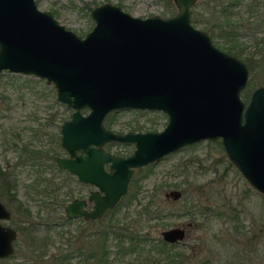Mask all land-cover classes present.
I'll return each mask as SVG.
<instances>
[{
	"label": "water",
	"instance_id": "water-1",
	"mask_svg": "<svg viewBox=\"0 0 264 264\" xmlns=\"http://www.w3.org/2000/svg\"><path fill=\"white\" fill-rule=\"evenodd\" d=\"M173 1L174 14L146 17L102 2L91 9L92 28L80 35L36 0H0V71L53 84L57 99L72 108L60 138L70 157L57 162L102 192L90 194V211L83 209V200L69 201L68 216L101 215L126 192L134 167L205 139L220 140L227 158L264 194V85L245 102L246 63L193 25L198 0ZM127 108L164 111L167 124L159 131L125 133L105 127L109 112ZM108 140L134 143L135 149L115 156L102 148ZM10 215L0 202V219ZM161 234L174 242L186 230L173 226ZM15 239L16 230L0 222V257L13 253Z\"/></svg>",
	"mask_w": 264,
	"mask_h": 264
},
{
	"label": "rangeland",
	"instance_id": "rangeland-1",
	"mask_svg": "<svg viewBox=\"0 0 264 264\" xmlns=\"http://www.w3.org/2000/svg\"><path fill=\"white\" fill-rule=\"evenodd\" d=\"M102 2L116 3L141 17L153 14L167 16L177 11L173 0H36L40 9L49 10L58 22L80 35L92 28L94 20L90 15L91 9ZM218 2L220 0H198L192 7V13L199 19L193 25L207 30L212 42L225 51L228 41H238V47L243 51L239 57L255 60L252 61L255 69L250 71L251 85L264 84V3L261 10L251 15L244 2L236 3L233 7L235 15L231 17L228 11H220ZM226 18L232 21V33L224 38L217 32H227L231 28ZM242 97L246 100L243 94ZM71 111L72 108L57 99L53 84L47 83L44 78L0 71V158L4 162L17 160L18 149L6 148L7 140L14 136L13 131L16 135L21 133L26 140H32V134L42 132L40 143L46 142L50 136L56 137V147L60 146V125ZM105 122L115 131L160 130L167 122V115L160 111L122 109L108 114ZM107 146L123 153L133 149L125 144ZM10 170L17 172L19 177L15 191L35 214L40 206L28 187L32 177L28 175L29 169L16 166V169ZM140 175L145 177H141L130 189V193L137 192V198L132 200L130 208L135 210L149 202L151 208H157L161 215L145 220L143 231L160 237L164 228L195 220V224H187L185 237L173 249L189 257L187 264H264V194L253 188L227 158L220 140L207 139L184 146L143 168ZM172 190L179 191L180 195H169ZM4 198L10 209H14L12 200L5 194ZM191 204H197V208L211 207V210L204 211L206 214L194 210L193 215L189 208ZM218 208L220 214L216 212ZM44 212L42 209L41 213ZM235 212L237 216H234ZM9 223L14 224L12 221ZM76 227L75 224L57 226L47 233V226L42 225V229L51 237L44 259L49 258L51 253L56 255L60 247L76 248L81 245L83 241L78 237ZM59 234L69 237L71 246ZM27 238V235L20 236L13 254L0 259V264H36L37 253L32 252ZM84 242L83 250L87 252L90 245L88 241ZM111 250H114V245H111ZM122 263V259L113 262ZM70 264L87 263L82 261V256L75 254Z\"/></svg>",
	"mask_w": 264,
	"mask_h": 264
},
{
	"label": "flooded vegetation",
	"instance_id": "flooded-vegetation-1",
	"mask_svg": "<svg viewBox=\"0 0 264 264\" xmlns=\"http://www.w3.org/2000/svg\"><path fill=\"white\" fill-rule=\"evenodd\" d=\"M239 2H244V5H246L247 10L252 12V13H249L250 15L255 14L256 10H261L263 7V3H264V1L262 0H235V1H232V6L234 7L236 3H239ZM233 7L228 9V10H231L230 12L231 17L235 15V11H233L234 10ZM256 18L257 17L255 16V19ZM237 20H240V19L238 18ZM227 22L229 23V25L232 24V21L227 20ZM230 43L234 44L233 46L236 47V50L233 48L234 51L229 52L226 49L227 50L226 52L232 55L237 54L235 56L242 59L246 63L249 69L248 82L246 86L241 90V96L243 94L246 97V100H244L243 97L242 98L245 102H247L250 98V94L253 91V89L260 85H264V84H258L255 86L251 85L250 71L253 68L255 69L256 65L254 66V63L252 62L255 60H252V59L248 60L246 58L243 59L239 57L240 55L243 54V51H241L242 49H239L238 47L239 42L236 41L235 43L234 41H230ZM127 109H143V110H151V111H160V112L165 113L164 111L157 110V109H147V108H127ZM82 111L86 113L87 109H83ZM117 111L119 110L109 112L108 114L115 113ZM108 114L106 115V117L108 116ZM105 119L103 122L105 127H107L108 129L114 132L125 133L122 131H115L111 129L110 127L106 126ZM136 128H139V127H136ZM128 131H159V130L135 129V130H128ZM59 133H60L59 135L60 146L57 145V147L61 148L62 150L61 152L56 147V143H57L56 137L53 138L49 136L46 139V142L40 143L39 141H40V138L42 137V132L32 134L33 135L32 140L30 139L26 140V138L22 136L21 133L19 132L17 133V135L15 131L12 132L14 136L11 137L12 138L11 140L9 141L7 140L6 148L9 147V149H11L12 147H15L18 149L17 160H15L14 162L6 160L4 162L3 159L0 158V202L10 211L11 215H10V218L8 219H3V218L0 219V222L16 230V239L13 241L14 247H15V243L17 242L20 236L27 235L28 238L26 240L29 241V246L32 249V252H34V254L37 253L36 255L38 256V262L36 264H39V263L44 264L45 262H48V260H50L49 262L57 263L59 260H62L63 258L65 262L64 264H70L71 260L68 259V252L72 250H76V249H78L81 252L79 256H82L83 262L87 264H92L91 258L90 257L86 258V256L90 252V250H93V246H95V241L97 242V238H99L102 225L104 223L106 224L108 218L113 217L116 219V218H123V216H128L127 211L112 212L110 211V209L117 206L118 203L120 202L128 201L127 196H128V193L131 192L130 191L131 186H133L137 181H139L141 177H145L143 175H140V171H142L143 168H147L148 166L155 164L160 159H162L164 156L172 152L162 156L161 158L157 160L151 161L149 163L143 164L138 167H134L133 173L128 181V187H127L126 192L120 196V198L118 199L115 205L108 207L101 215L92 216V217H86L83 214L75 215V216H68L66 213L65 207L69 201L73 199L83 200L84 201L83 209L90 211L94 205V199H90V194L92 192H98L101 194L102 192L100 191V188L97 183L85 181L79 178L78 175H76L75 173L69 171L66 167L59 166L57 162L58 157H70L68 151L61 144V139H60L61 138V125H60ZM109 144H120V145L125 144L128 146H132L133 149L131 152H124V153L113 151L110 147L107 146ZM187 145H190V144H187ZM102 148L107 153L113 154L115 156L116 155L128 156L135 149V144L125 143V142L118 141V140H108L103 143ZM77 154L81 155V154H85V152H82L81 150H77ZM109 165H110V162H105L104 169L109 170ZM16 166H21V168L23 169L28 168L29 169L28 175L32 176L29 180L28 187L31 189L32 195H34V197L36 198L35 200L38 202V205L40 206V210L36 212L35 214H32L30 208L27 205H25V203L19 198L18 192L15 191L17 190V186L19 185V177H18L17 172L15 173L13 170H10V169L11 168L16 169ZM4 194L9 199L12 200V202L14 203V209H10V207L8 206V203L5 201ZM169 195L178 197L180 193L179 191L172 190L170 191ZM139 208H135V209H139ZM42 209L45 210L43 214L41 213ZM136 211L137 210H134L133 213L132 212L130 213V215L136 216L138 214V212ZM191 213L193 215L195 214L194 211ZM204 213L206 214L207 212H204ZM160 216L161 215L159 213V215L155 214V216H151L150 218H158ZM234 216H237V215H234ZM234 216L232 215L233 218H236ZM142 218H143V222H142V225H143L144 221L148 220L147 213H143ZM9 221H12L14 223L13 226L10 225ZM72 224H75L77 226L76 229L80 235L78 237H80L83 243H81V245L77 246L76 248L60 247L57 253H55L56 255L51 253L48 255L49 258L44 259V257L46 256V252L48 250V245H49L48 241L51 240L50 235H48L47 233H49L52 228L54 229L57 226L72 225ZM187 224L188 226L195 224V220L193 219L190 222H186V223H182L180 225H174V226L184 227L187 233V229H186ZM42 225L47 226L46 228V230H48L47 233H46V230L42 229ZM167 228H170V227H167ZM167 228H164V229H167ZM164 229H162L161 232ZM161 232H160V237L164 241H166L168 245L177 244V242L180 241V240L174 241V242L167 241L163 238ZM43 233H45V235H43ZM59 237L66 240L65 242L67 243V245L71 246L70 245L71 239L69 237H65L64 234H61V235L59 234ZM84 241H88V244L90 245V248L88 249L87 252H84L83 250L85 247ZM9 256L0 257V259L7 258Z\"/></svg>",
	"mask_w": 264,
	"mask_h": 264
},
{
	"label": "trees",
	"instance_id": "trees-1",
	"mask_svg": "<svg viewBox=\"0 0 264 264\" xmlns=\"http://www.w3.org/2000/svg\"><path fill=\"white\" fill-rule=\"evenodd\" d=\"M232 1L235 0H220L218 2L219 9L221 12L228 11L231 15L230 9L232 6ZM208 4V2H207ZM199 18L193 13L191 22H197ZM229 20L228 18H226ZM213 26V25H212ZM231 28H228L225 32H217L218 35L222 37L230 36L232 33V25H229ZM208 27V26H207ZM214 27V26H213ZM211 28L210 26L208 27ZM227 50L229 52L234 51V44L227 42ZM248 96V94H247ZM106 126H109V123H106ZM137 198V192H132L128 194L127 200L125 203L120 202L117 206L110 209L112 212L117 211H127L128 216H123V218H108L106 224L104 223L101 227V232L97 242L95 241V246L93 250L87 254L86 258H91L92 264H113L114 260H123L122 264H187L186 260L189 257H185L182 252L173 250L175 244L168 245L161 237H154L149 235L147 231L142 230V214L147 213L148 219L151 216L159 215V210L157 208L152 209L149 202L137 210L138 214L130 215L133 213L134 208H130V204L133 199ZM60 204V203H58ZM197 204H191L189 206L192 212L201 211H210L211 207L197 208ZM125 208V210H122ZM153 211H152V210ZM219 208L216 211L218 214ZM233 215V214H232ZM231 215V216H232ZM236 215V212L235 214ZM147 244V247H146ZM111 245H114V250H111ZM78 249L68 252V259L71 260L74 254L80 255ZM113 253V256H110ZM128 256V258H127ZM126 257V258H125ZM124 258V259H123ZM64 258L55 262H45L44 264H64ZM40 264V263H39ZM42 264V263H41Z\"/></svg>",
	"mask_w": 264,
	"mask_h": 264
}]
</instances>
